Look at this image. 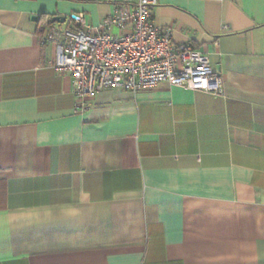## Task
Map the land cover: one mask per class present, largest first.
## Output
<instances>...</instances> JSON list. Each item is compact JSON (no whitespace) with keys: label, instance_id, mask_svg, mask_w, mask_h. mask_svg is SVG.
I'll use <instances>...</instances> for the list:
<instances>
[{"label":"crops","instance_id":"crops-1","mask_svg":"<svg viewBox=\"0 0 264 264\" xmlns=\"http://www.w3.org/2000/svg\"><path fill=\"white\" fill-rule=\"evenodd\" d=\"M121 1L0 0V264H264V0L155 5L217 94L163 80L75 111L43 36Z\"/></svg>","mask_w":264,"mask_h":264},{"label":"built area","instance_id":"built-area-1","mask_svg":"<svg viewBox=\"0 0 264 264\" xmlns=\"http://www.w3.org/2000/svg\"><path fill=\"white\" fill-rule=\"evenodd\" d=\"M160 0H122L92 32L82 13L71 12L63 28L49 29L44 40L58 43L52 65L71 75L75 111L88 108L94 94L108 87L136 91L160 81L217 94L222 77L208 55L191 42L174 43L171 29L154 21ZM117 27L112 32L110 27Z\"/></svg>","mask_w":264,"mask_h":264},{"label":"water","instance_id":"water-1","mask_svg":"<svg viewBox=\"0 0 264 264\" xmlns=\"http://www.w3.org/2000/svg\"><path fill=\"white\" fill-rule=\"evenodd\" d=\"M32 19H36L37 15L33 14L31 16ZM65 20V17L63 15L55 14L51 17V21H57V22H63Z\"/></svg>","mask_w":264,"mask_h":264},{"label":"trees","instance_id":"trees-1","mask_svg":"<svg viewBox=\"0 0 264 264\" xmlns=\"http://www.w3.org/2000/svg\"><path fill=\"white\" fill-rule=\"evenodd\" d=\"M51 22H53V21H51Z\"/></svg>","mask_w":264,"mask_h":264}]
</instances>
